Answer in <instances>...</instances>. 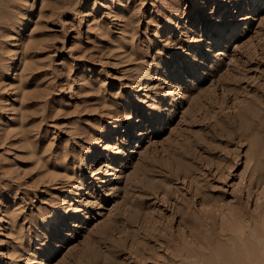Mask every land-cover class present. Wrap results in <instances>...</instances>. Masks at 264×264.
<instances>
[{"label":"rangeland","instance_id":"rangeland-1","mask_svg":"<svg viewBox=\"0 0 264 264\" xmlns=\"http://www.w3.org/2000/svg\"><path fill=\"white\" fill-rule=\"evenodd\" d=\"M250 262L264 0H0V264Z\"/></svg>","mask_w":264,"mask_h":264},{"label":"bare ground","instance_id":"bare-ground-1","mask_svg":"<svg viewBox=\"0 0 264 264\" xmlns=\"http://www.w3.org/2000/svg\"><path fill=\"white\" fill-rule=\"evenodd\" d=\"M237 1H240V3H243V1L244 0H237ZM208 1H204L203 2V4H202V6L200 7V9H198V10H200V11H204L206 8H209V6H208ZM241 8H242V5H241ZM226 10H232L230 7H229V4H227V6H226ZM226 10H225V12H223V13H226ZM236 9H233L232 11L234 12ZM238 11V10H237ZM226 22H228V21H226ZM230 29V30H229ZM234 32H235V30L234 29H232L231 27H230V25H229V23H226V25H225V27H223V28H221V30H220V34L223 36V39H228V38H230V37H232L233 36V34H234ZM220 37V36H219ZM219 37H217L216 39L214 38V40L213 39H211V40H209L208 41V43L203 47L204 48V52L201 54V56L200 57H198L197 59H195L194 61H193V63H192V66L193 67H195L196 69H198V70H200V68H201V66H203V65H205L206 64V59H208V55H209V51H214V52H216L217 50L219 51L220 49H217L216 51H215V49H214V47H215V45L217 44H219V42H221L220 40H219ZM190 61H191V59H190ZM176 69L177 70H179L178 71V75H182V74H184V72H183V70L180 68L179 69V67L178 66H176ZM197 73H200V71H198ZM133 120V119H132ZM138 126V128L140 129V130H143V128H142V124H138L137 125ZM120 127H121V122L120 121H116V122H114L113 123V129H114V131H118L119 129H120ZM123 129V128H122ZM134 129H132L131 131H133ZM120 131V130H119ZM142 132H140V131H133V133H132V135H130V137H129V139H128V141H127V143L128 144H132L134 141H136L135 140V138L136 137H138L140 134H141ZM101 143V142H100ZM100 145V144H99ZM97 147H94V148H92L91 149V151H90V153H91V157H90V159H89V161H91V159L94 157V155L96 154V152H97ZM89 153V154H90ZM124 154H126V156H129L130 155V153H127V151H125V153ZM125 156V155H124ZM250 257V256H249ZM249 257H248V259H249ZM251 260V259H250ZM251 263V262H250ZM252 264V263H251Z\"/></svg>","mask_w":264,"mask_h":264}]
</instances>
